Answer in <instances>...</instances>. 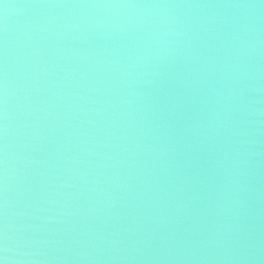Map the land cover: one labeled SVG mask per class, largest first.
<instances>
[{
    "label": "water",
    "instance_id": "water-1",
    "mask_svg": "<svg viewBox=\"0 0 264 264\" xmlns=\"http://www.w3.org/2000/svg\"><path fill=\"white\" fill-rule=\"evenodd\" d=\"M3 264H264V0H0Z\"/></svg>",
    "mask_w": 264,
    "mask_h": 264
},
{
    "label": "snow or ice",
    "instance_id": "snow-or-ice-1",
    "mask_svg": "<svg viewBox=\"0 0 264 264\" xmlns=\"http://www.w3.org/2000/svg\"><path fill=\"white\" fill-rule=\"evenodd\" d=\"M0 264H3V261H0Z\"/></svg>",
    "mask_w": 264,
    "mask_h": 264
}]
</instances>
